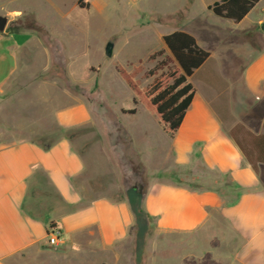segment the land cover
<instances>
[{"label": "crops", "instance_id": "crops-1", "mask_svg": "<svg viewBox=\"0 0 264 264\" xmlns=\"http://www.w3.org/2000/svg\"><path fill=\"white\" fill-rule=\"evenodd\" d=\"M254 8L233 24L242 25ZM0 13L12 11L0 7ZM14 37L24 38V33L0 32V91L28 41L18 46ZM203 49L210 54L206 61L212 60V52ZM262 74L257 80L246 75L250 102L239 116L220 114L212 98L195 88L180 127L163 149L146 128L133 137L144 167L146 158L156 163L141 197L144 221L154 232L143 241L147 258L142 264H201L206 259L264 264V164L255 172L232 135L237 126L264 134V114L257 121L249 114L259 108L255 100L264 99V79L258 82ZM214 80L208 82L212 87ZM54 122L63 135L47 147L13 133L0 137V264H124V251L116 247L127 244L129 232L143 220L135 218L129 201L113 199L116 189L98 182L109 172L108 158L79 153L66 136L93 130V111L75 99L54 114ZM160 154L163 165L157 162ZM49 227L60 236L55 247L47 245Z\"/></svg>", "mask_w": 264, "mask_h": 264}, {"label": "rangeland", "instance_id": "rangeland-1", "mask_svg": "<svg viewBox=\"0 0 264 264\" xmlns=\"http://www.w3.org/2000/svg\"><path fill=\"white\" fill-rule=\"evenodd\" d=\"M86 1L88 9L78 8L76 0H0V7L12 11L5 16L4 31L24 33V38L14 37L18 46L28 40L14 73L0 91V137L13 133L47 145L63 135L54 114L75 99L87 102L97 126L66 136L75 141L79 153L108 158L109 172L98 182L116 189L113 199L129 201L135 218L143 220L129 232L131 240L116 248L124 251V264L139 260L142 264L147 258L143 250L154 232L144 221L148 217L141 208V197L156 163L146 158L145 168L133 150L132 139L146 128L163 149L168 135L154 114L133 103V93L116 68L127 74L135 72L138 87H147L176 65L162 36L185 31L214 57L191 76L194 88L212 98L211 104L220 114L239 116L250 102L246 75L255 80L263 73L258 82L264 79V1L255 6L243 26L207 9L217 0ZM108 43L112 44L109 57L105 54ZM157 52L160 54L148 61ZM157 63L164 65L156 75L145 76ZM255 101L259 108L249 114L257 121L264 114V99ZM134 107L135 115L121 112ZM157 162L163 165L165 156L160 154ZM262 176L264 188V167ZM109 192L111 196L113 192Z\"/></svg>", "mask_w": 264, "mask_h": 264}, {"label": "trees", "instance_id": "trees-1", "mask_svg": "<svg viewBox=\"0 0 264 264\" xmlns=\"http://www.w3.org/2000/svg\"><path fill=\"white\" fill-rule=\"evenodd\" d=\"M260 1L218 0L208 5L207 9L218 18L238 24ZM76 5L80 9L89 8V2L86 0H76ZM162 42L176 65L156 76L147 87L142 89L138 87L133 79L135 72L127 74L121 67H117L116 72L132 91L133 103L140 104L145 110L154 114L163 132L172 137L180 127L185 112L195 95V88L189 79L194 71L204 64L210 54L197 44L192 35L182 30L163 35ZM158 54L160 52L151 55L148 61L154 60ZM162 65L164 64L157 63L154 70L144 75L155 76V71ZM121 112L135 115L137 109L136 107L121 109ZM232 133L247 162L257 172V165L264 164V134L254 135L241 126H237V130H233ZM47 146L44 145V147ZM201 264L213 263L206 259Z\"/></svg>", "mask_w": 264, "mask_h": 264}, {"label": "built area", "instance_id": "built-area-1", "mask_svg": "<svg viewBox=\"0 0 264 264\" xmlns=\"http://www.w3.org/2000/svg\"><path fill=\"white\" fill-rule=\"evenodd\" d=\"M59 239V233L53 227H49L47 231V245L49 247H55L58 245Z\"/></svg>", "mask_w": 264, "mask_h": 264}, {"label": "water", "instance_id": "water-1", "mask_svg": "<svg viewBox=\"0 0 264 264\" xmlns=\"http://www.w3.org/2000/svg\"><path fill=\"white\" fill-rule=\"evenodd\" d=\"M7 23V18L5 16H0V32H3ZM112 51V44L108 43L105 47L106 56H110Z\"/></svg>", "mask_w": 264, "mask_h": 264}]
</instances>
